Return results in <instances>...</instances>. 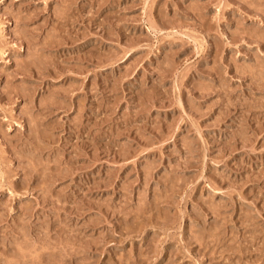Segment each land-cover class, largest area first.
Returning <instances> with one entry per match:
<instances>
[{"label":"rangeland","instance_id":"374dc122","mask_svg":"<svg viewBox=\"0 0 264 264\" xmlns=\"http://www.w3.org/2000/svg\"><path fill=\"white\" fill-rule=\"evenodd\" d=\"M0 264H264V0H0Z\"/></svg>","mask_w":264,"mask_h":264},{"label":"bare ground","instance_id":"6f19581e","mask_svg":"<svg viewBox=\"0 0 264 264\" xmlns=\"http://www.w3.org/2000/svg\"><path fill=\"white\" fill-rule=\"evenodd\" d=\"M2 51V50H1Z\"/></svg>","mask_w":264,"mask_h":264}]
</instances>
